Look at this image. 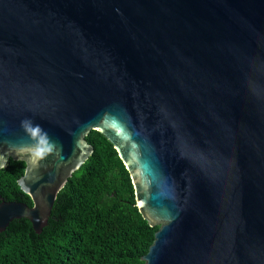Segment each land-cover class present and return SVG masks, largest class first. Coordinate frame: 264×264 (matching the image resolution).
Here are the masks:
<instances>
[{
    "label": "water",
    "instance_id": "95a60500",
    "mask_svg": "<svg viewBox=\"0 0 264 264\" xmlns=\"http://www.w3.org/2000/svg\"><path fill=\"white\" fill-rule=\"evenodd\" d=\"M96 131L159 227L144 264H264V0H0V170L48 226Z\"/></svg>",
    "mask_w": 264,
    "mask_h": 264
},
{
    "label": "trees",
    "instance_id": "16d2710c",
    "mask_svg": "<svg viewBox=\"0 0 264 264\" xmlns=\"http://www.w3.org/2000/svg\"><path fill=\"white\" fill-rule=\"evenodd\" d=\"M94 153L59 193L48 226L37 235L26 219L0 232V264H144L159 227L136 207L128 171L113 145L93 131ZM26 165L10 160L0 170V202L32 207L18 185Z\"/></svg>",
    "mask_w": 264,
    "mask_h": 264
}]
</instances>
